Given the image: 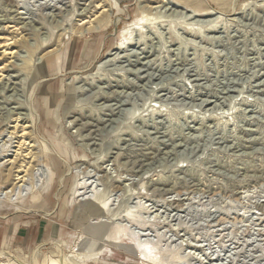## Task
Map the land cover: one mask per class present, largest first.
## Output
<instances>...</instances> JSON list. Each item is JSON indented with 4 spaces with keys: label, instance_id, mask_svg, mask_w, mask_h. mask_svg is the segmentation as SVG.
Instances as JSON below:
<instances>
[{
    "label": "rangeland",
    "instance_id": "374dc122",
    "mask_svg": "<svg viewBox=\"0 0 264 264\" xmlns=\"http://www.w3.org/2000/svg\"><path fill=\"white\" fill-rule=\"evenodd\" d=\"M0 254L264 264V0H0Z\"/></svg>",
    "mask_w": 264,
    "mask_h": 264
},
{
    "label": "bare ground",
    "instance_id": "6f19581e",
    "mask_svg": "<svg viewBox=\"0 0 264 264\" xmlns=\"http://www.w3.org/2000/svg\"><path fill=\"white\" fill-rule=\"evenodd\" d=\"M57 72H58V71H57ZM26 174H27V173H26ZM26 174H25L24 176L18 178L19 181L16 182V183L13 185V187L11 188V190H10L9 192L6 193V199L11 200L12 197L15 195L16 190H18V189H19L20 192L23 191V187H24V185H25V179H24V178H25ZM16 179H17V178H16ZM15 196H16V195H15ZM13 198H14V197H13ZM59 252H60V250H59ZM2 255H3V254H0V258H1ZM3 256H4V255H3Z\"/></svg>",
    "mask_w": 264,
    "mask_h": 264
},
{
    "label": "crops",
    "instance_id": "0c3cea01",
    "mask_svg": "<svg viewBox=\"0 0 264 264\" xmlns=\"http://www.w3.org/2000/svg\"><path fill=\"white\" fill-rule=\"evenodd\" d=\"M11 230L9 229V231L5 232L3 237H1V239H3V243L9 245L10 243V239H11Z\"/></svg>",
    "mask_w": 264,
    "mask_h": 264
}]
</instances>
